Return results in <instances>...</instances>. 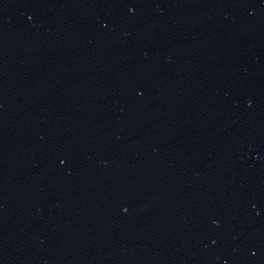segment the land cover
Masks as SVG:
<instances>
[{
	"label": "water",
	"instance_id": "water-1",
	"mask_svg": "<svg viewBox=\"0 0 264 264\" xmlns=\"http://www.w3.org/2000/svg\"><path fill=\"white\" fill-rule=\"evenodd\" d=\"M0 264H264V0H0Z\"/></svg>",
	"mask_w": 264,
	"mask_h": 264
}]
</instances>
